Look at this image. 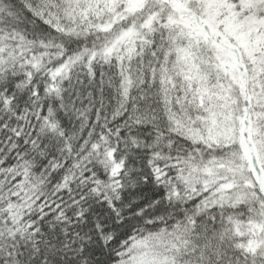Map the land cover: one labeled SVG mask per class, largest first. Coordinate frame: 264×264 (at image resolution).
<instances>
[{"label": "snow or ice", "instance_id": "snow-or-ice-1", "mask_svg": "<svg viewBox=\"0 0 264 264\" xmlns=\"http://www.w3.org/2000/svg\"><path fill=\"white\" fill-rule=\"evenodd\" d=\"M0 264H264V0H0Z\"/></svg>", "mask_w": 264, "mask_h": 264}]
</instances>
